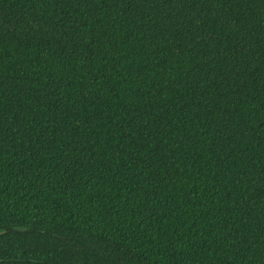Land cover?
Masks as SVG:
<instances>
[{
  "label": "trees",
  "instance_id": "trees-1",
  "mask_svg": "<svg viewBox=\"0 0 264 264\" xmlns=\"http://www.w3.org/2000/svg\"><path fill=\"white\" fill-rule=\"evenodd\" d=\"M0 264H264V0H0Z\"/></svg>",
  "mask_w": 264,
  "mask_h": 264
}]
</instances>
